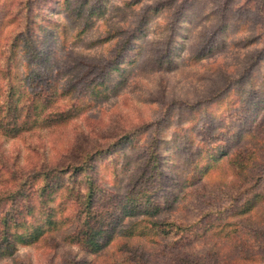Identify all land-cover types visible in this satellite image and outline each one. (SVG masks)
I'll list each match as a JSON object with an SVG mask.
<instances>
[{
  "label": "rangeland",
  "instance_id": "rangeland-1",
  "mask_svg": "<svg viewBox=\"0 0 264 264\" xmlns=\"http://www.w3.org/2000/svg\"><path fill=\"white\" fill-rule=\"evenodd\" d=\"M11 105L22 108L18 119ZM3 122L23 129L14 136L0 127V213L37 172L96 155L86 173L62 171L44 197L43 177L34 182L36 208L17 218L27 222L17 230H27L28 241L0 264L231 260L234 251L216 253L213 244L224 241L204 230L225 212L211 209L229 204L234 173L223 159L208 174V157L197 169L193 162L201 149L237 152L264 137V0H0ZM89 177L101 191L98 204L131 207L133 189L146 185L162 208L154 219L194 223V232L116 238L100 254L70 243L79 203L58 185L71 181L86 192ZM257 190V209L240 222L256 264H264V180ZM27 201L18 197L14 210ZM122 214L119 207L104 214L109 231L138 220Z\"/></svg>",
  "mask_w": 264,
  "mask_h": 264
},
{
  "label": "trees",
  "instance_id": "trees-1",
  "mask_svg": "<svg viewBox=\"0 0 264 264\" xmlns=\"http://www.w3.org/2000/svg\"><path fill=\"white\" fill-rule=\"evenodd\" d=\"M24 41L23 38H18L17 41L14 40L11 42V45L17 46L18 42ZM25 50V47L22 51ZM58 82L55 84L54 88L58 89ZM51 88V87H50ZM49 88V89H50ZM61 93L63 94V89L60 88ZM37 91L33 92L32 103H36ZM58 98V97H57ZM56 98V99H57ZM40 99V98H39ZM38 99V100H39ZM44 100V99H42ZM49 100L45 98L44 101ZM14 106H10L8 111H13L12 114L16 115V119L22 116V108L18 111L17 107L13 109ZM13 109V110H12ZM61 121V120H60ZM13 125H9L6 122L1 123L0 127L6 128L7 131L12 135H18L22 131V124L13 122ZM132 140V138H131ZM216 150L214 146H210V149L200 150L196 159L193 162L195 169L198 167V163L202 160H206L208 157L211 161L210 165L207 164L204 168V174L210 172L211 166L220 163L223 159L233 171L235 177L234 182V193L229 197V204L225 206H217L212 208L211 211L223 212L220 216V219L212 222L208 227L205 228L204 232L208 233L209 236L218 237L224 242L213 244L216 253L219 254L221 247L222 251L233 250L234 254L232 255L231 260H218L213 264H256V254H252L250 248H248V240L244 236L246 228L241 224V220H247V217L250 216L257 209L258 199L261 197V193L257 190V187L264 180V137L258 139L255 142L253 147L244 148L241 151H230L224 152V149H218L216 155L212 151ZM208 155H207V154ZM96 152L87 154L85 157L80 159L76 163L68 164V167L63 169L51 168L46 171L44 174L39 171L32 178V183H21L14 192L8 198L11 201V204L8 210L4 213H0V257L4 255H14L17 247V243L27 242V230L26 232H18L17 228L21 226H26L27 222L25 220H17L19 215L24 212L27 215H31L36 208L33 204L34 196L36 195V187L34 182H38L39 179L43 177L42 192L41 197L49 194L50 189L53 188L54 183L60 179V174L62 171H68L76 176L86 173L90 169L91 161L94 159ZM225 155V156H224ZM224 157V158H223ZM207 159V161H208ZM262 167L260 170L259 168ZM195 169L188 170V174L192 173L195 175ZM215 169V168H214ZM193 177H188L184 180L185 186H190L193 181ZM88 189L86 192L81 190H76L72 186L71 181H66L60 183L58 186L60 189H65L78 203L79 207L77 210V221L75 227L67 234L68 241L73 244H79L86 248L87 251L93 254H100L107 248V244L116 238L121 239L122 237L131 238L132 236L153 238L155 236L168 237L173 231L175 232H194V223H189L188 225H180L177 222H173L167 219H154L161 215L162 208L160 207V202L158 200L150 197V188L146 185H142L137 189H133V205L131 207L125 206V203L115 202L106 207L103 206V201H100L98 204V196L101 191L96 188V181L91 177L86 179ZM83 184V181L80 182L79 187ZM27 187L29 190L27 191ZM34 188V189H33ZM185 190V189H184ZM18 197L27 198L28 201L24 207H18L16 210L14 205L17 202ZM144 201L146 209H142L140 204ZM114 202V201H113ZM44 203V202H43ZM119 207L123 210L122 220L129 218H138V220H127L129 226L125 228L122 232H116L115 229L111 228V231L108 230V226L104 224V214H110V211H113ZM106 208L108 210H106ZM48 213V225H54L56 222L53 220L50 212ZM241 219V220H240ZM130 221V222H129ZM28 226V225H27ZM26 226V227H27ZM42 234L41 226H34V235L39 237ZM106 239L107 241H104ZM251 240V239H250ZM153 241H157L155 238ZM217 245V246H216ZM130 264L132 261L126 260ZM180 264H212L203 259H189L183 258Z\"/></svg>",
  "mask_w": 264,
  "mask_h": 264
}]
</instances>
